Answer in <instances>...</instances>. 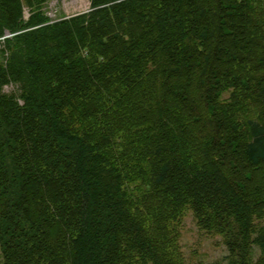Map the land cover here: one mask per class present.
<instances>
[{"label": "trees", "instance_id": "obj_1", "mask_svg": "<svg viewBox=\"0 0 264 264\" xmlns=\"http://www.w3.org/2000/svg\"><path fill=\"white\" fill-rule=\"evenodd\" d=\"M21 1L0 0L2 264H175L187 205L216 210L210 232L244 235L226 260L250 264V228L234 233L219 210L264 218V175L246 199L220 166L264 169V115L230 124L220 83L239 43L262 46L264 0H91L56 22L46 0L27 21ZM253 93L264 102V78ZM253 239L264 252V226Z\"/></svg>", "mask_w": 264, "mask_h": 264}, {"label": "rangeland", "instance_id": "obj_2", "mask_svg": "<svg viewBox=\"0 0 264 264\" xmlns=\"http://www.w3.org/2000/svg\"><path fill=\"white\" fill-rule=\"evenodd\" d=\"M28 1L29 0L21 1L24 4V16L27 21L34 15L31 14L27 5L33 2H41L43 0H30V3ZM27 2L28 4H25ZM44 4H46L44 6V14L52 22L76 17L88 12L91 8V0H46ZM262 33L250 32L245 33V36L251 38L259 36ZM8 36L10 35L8 34ZM238 36L240 38L243 37L239 33ZM253 41L255 42L254 45H262L257 52H255L256 49L251 45L244 47L243 43H239L241 48L238 49V51L240 56L244 58V61L240 60L237 63L232 62L228 64V66H224L223 71H221L228 73L229 78L225 79L226 81L223 84L220 83V88L223 93H220L221 99L219 106H222L221 108L223 110L236 112V115L229 119V122H231L230 124L233 125L239 123V126H241L244 117L249 114L253 117L264 115V102L258 103L257 100L255 101L253 99L255 96L253 91L258 88L260 80L264 78V66L263 63L259 61L261 53L264 52V35L254 38ZM233 49L237 48L234 47ZM251 49L252 51L248 53ZM245 57L247 58L246 61ZM255 58H257V64ZM221 81L223 82V79ZM10 90L12 89L8 88V91ZM244 106H246L245 109H239ZM192 107H195V103L191 100L190 112L188 111L189 115L193 114L191 111ZM202 126L204 127L203 124L196 125L190 130V134H194L196 137L199 136L198 134L203 130ZM205 126L208 127L206 124ZM235 137V134L223 136L225 141L223 145L227 148L224 149L225 151H228L229 148L234 146L231 143L236 140ZM220 167H222L221 171L230 182L235 185L239 184L238 194L244 189L247 190L246 199L252 198L253 191L259 188L264 175V169H247L245 168L246 166L244 163H239V167H234L233 170L230 166V162L224 163L223 161ZM207 198L209 197H206V199ZM208 206L214 205L204 203L203 208ZM219 211H221L224 218H226L222 219V224L225 225L227 220H229L230 228H232L234 233L242 232L245 228H250L245 230L246 234L249 236L248 245L250 246L247 255L248 261L250 264H264V252L259 247L252 244L256 232L264 226V218L260 217L262 209L258 208L254 210L255 217L254 215L251 217L252 221H250L248 225H245L246 222L241 223L237 220L236 215L231 214V212L235 211L233 208H231V210L229 209L227 212L225 211V208H221ZM215 212L216 210H211L206 216L197 217L192 205H187L182 211L179 219L171 226L175 231V236L172 238V241L175 243V246L181 255V259H176L175 264H228V261L226 260L229 255L227 240H236L237 243L241 244L244 243L242 242L244 235L233 236L232 234L230 236H225V234L220 233L219 231L210 232L211 230L209 231L207 225L212 221L217 222L218 220V216L216 217V220H213L210 217L212 214H215ZM238 223L240 225L235 226ZM2 263L3 258H1L0 247V264Z\"/></svg>", "mask_w": 264, "mask_h": 264}]
</instances>
